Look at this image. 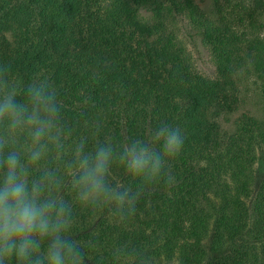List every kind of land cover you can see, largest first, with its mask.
I'll use <instances>...</instances> for the list:
<instances>
[{"label": "trees", "instance_id": "16d2710c", "mask_svg": "<svg viewBox=\"0 0 264 264\" xmlns=\"http://www.w3.org/2000/svg\"><path fill=\"white\" fill-rule=\"evenodd\" d=\"M182 38L207 50L213 76ZM0 64L24 83L50 77L90 148L147 138L161 121L184 135L174 181L131 220L77 210L72 235L97 245L88 264H112L117 245L149 246L158 264H264V0L208 11L194 0H0ZM248 83L256 110L242 107Z\"/></svg>", "mask_w": 264, "mask_h": 264}, {"label": "clouds", "instance_id": "9594fccd", "mask_svg": "<svg viewBox=\"0 0 264 264\" xmlns=\"http://www.w3.org/2000/svg\"><path fill=\"white\" fill-rule=\"evenodd\" d=\"M88 139L65 120L50 77L24 83L0 64V264H88L97 245L72 235L77 210L131 220L145 195L174 181L171 161L184 144L165 121L147 138L91 148ZM110 256L112 264H158L149 246L117 245Z\"/></svg>", "mask_w": 264, "mask_h": 264}, {"label": "rangeland", "instance_id": "374dc122", "mask_svg": "<svg viewBox=\"0 0 264 264\" xmlns=\"http://www.w3.org/2000/svg\"><path fill=\"white\" fill-rule=\"evenodd\" d=\"M196 5L203 11H208L211 8L212 0H194ZM183 32V30H181ZM183 44L188 49L192 61L196 67V69L203 75H214V67L211 62V59L208 55V52L206 49L202 48L198 44L195 46V48L190 47V45L187 44L185 39L182 38ZM242 97L244 98V103H242V107L248 108L251 110H256V83H248L245 90H243ZM264 103V97L262 98Z\"/></svg>", "mask_w": 264, "mask_h": 264}]
</instances>
